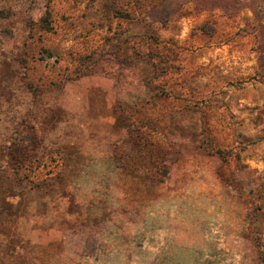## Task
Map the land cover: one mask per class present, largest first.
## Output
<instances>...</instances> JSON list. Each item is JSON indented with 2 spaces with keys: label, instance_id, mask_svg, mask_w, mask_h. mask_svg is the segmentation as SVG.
<instances>
[{
  "label": "rangeland",
  "instance_id": "rangeland-1",
  "mask_svg": "<svg viewBox=\"0 0 264 264\" xmlns=\"http://www.w3.org/2000/svg\"><path fill=\"white\" fill-rule=\"evenodd\" d=\"M0 264H264V0H0Z\"/></svg>",
  "mask_w": 264,
  "mask_h": 264
}]
</instances>
